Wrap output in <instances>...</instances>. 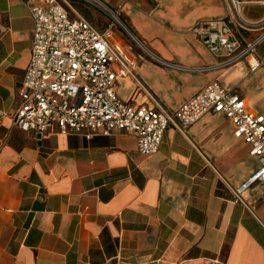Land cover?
I'll return each mask as SVG.
<instances>
[{"label":"crops","instance_id":"obj_1","mask_svg":"<svg viewBox=\"0 0 264 264\" xmlns=\"http://www.w3.org/2000/svg\"><path fill=\"white\" fill-rule=\"evenodd\" d=\"M100 1L142 45L114 29L135 61L136 77H117L123 100L175 111L217 81L264 115V67L198 70L221 57L193 28L226 18L225 0ZM248 5L261 9L251 19L264 16ZM34 27L25 0H0V264H264L258 187L244 202L235 193L258 159L222 113L171 126L153 155L128 132L42 137L13 126ZM257 50L264 57V42Z\"/></svg>","mask_w":264,"mask_h":264},{"label":"built area","instance_id":"obj_2","mask_svg":"<svg viewBox=\"0 0 264 264\" xmlns=\"http://www.w3.org/2000/svg\"><path fill=\"white\" fill-rule=\"evenodd\" d=\"M80 1L111 13L113 21L100 30L75 11L71 0H25L35 27L13 126L42 137L60 133L90 139L128 132L136 136L140 153L153 155L171 126L183 132L206 113H222L233 124L235 136L250 146V153L259 163L236 189V199L244 202V190L257 185L264 202V115L250 111L239 93L217 81L207 84L175 111L159 104L135 106L123 100L117 91V77H136L135 61L112 35L118 24L126 26L119 13L102 1ZM225 3L226 18L201 21L193 28L206 47L221 57L216 65L198 70L222 69L240 61H247L251 71L264 67V57L257 50L264 42V16L251 19L244 13L246 5L264 6V0ZM250 33L257 34L250 37Z\"/></svg>","mask_w":264,"mask_h":264},{"label":"rangeland","instance_id":"obj_3","mask_svg":"<svg viewBox=\"0 0 264 264\" xmlns=\"http://www.w3.org/2000/svg\"><path fill=\"white\" fill-rule=\"evenodd\" d=\"M72 4V7L75 9L77 13L91 21L96 27H98L100 30L104 29L108 23L113 21V15L108 12H104L103 10L99 9L98 7H95L93 5L87 4L80 0H71L70 2ZM261 9L259 6L256 5H247L245 6V15L249 18H254L258 14H260ZM117 12V11H116ZM120 20L123 22V24L128 28V24L124 19L121 17V15H118ZM118 30H120L123 33L124 38L127 40L129 44L134 46L135 48H140V45L136 42L134 37H132L126 30L123 28L120 24L117 25Z\"/></svg>","mask_w":264,"mask_h":264},{"label":"water","instance_id":"obj_4","mask_svg":"<svg viewBox=\"0 0 264 264\" xmlns=\"http://www.w3.org/2000/svg\"><path fill=\"white\" fill-rule=\"evenodd\" d=\"M126 28H127V27H126ZM126 28H125V30L131 34L130 30H129L128 28H127V29H126ZM131 35H132V34H131Z\"/></svg>","mask_w":264,"mask_h":264},{"label":"bare ground","instance_id":"obj_5","mask_svg":"<svg viewBox=\"0 0 264 264\" xmlns=\"http://www.w3.org/2000/svg\"><path fill=\"white\" fill-rule=\"evenodd\" d=\"M142 46V45H141Z\"/></svg>","mask_w":264,"mask_h":264}]
</instances>
